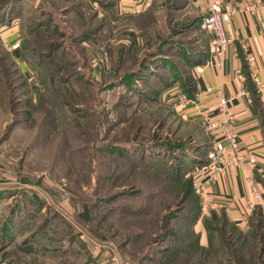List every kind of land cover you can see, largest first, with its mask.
Masks as SVG:
<instances>
[{
  "label": "rangeland",
  "instance_id": "obj_1",
  "mask_svg": "<svg viewBox=\"0 0 264 264\" xmlns=\"http://www.w3.org/2000/svg\"><path fill=\"white\" fill-rule=\"evenodd\" d=\"M185 1L0 0V264H264L256 218L201 216L214 138L163 94L209 39Z\"/></svg>",
  "mask_w": 264,
  "mask_h": 264
},
{
  "label": "crops",
  "instance_id": "obj_2",
  "mask_svg": "<svg viewBox=\"0 0 264 264\" xmlns=\"http://www.w3.org/2000/svg\"><path fill=\"white\" fill-rule=\"evenodd\" d=\"M121 1L119 9L128 12L137 8L136 1ZM216 1L239 9L226 28L232 45L220 57L214 54L209 39L205 45L200 41L199 50L185 63L189 72L171 68L172 77L163 94L168 100L173 93L187 94L189 90V96L198 99L200 105V109L191 108L189 112L207 116L216 125L227 120L234 125L245 162L219 181L208 184L200 195L204 211L201 216L221 212L229 223L245 231L254 225L259 213L264 221V0ZM209 3L210 0H186L181 9L188 10L186 15H191L188 18L193 25L202 22ZM251 4L257 5V12L244 9ZM2 40L19 59V36L15 32L4 34ZM221 95L230 101L226 113L219 109ZM214 133V140L223 143L220 130ZM251 158L256 159L255 164H251ZM252 183L258 195L252 192Z\"/></svg>",
  "mask_w": 264,
  "mask_h": 264
},
{
  "label": "built area",
  "instance_id": "obj_3",
  "mask_svg": "<svg viewBox=\"0 0 264 264\" xmlns=\"http://www.w3.org/2000/svg\"><path fill=\"white\" fill-rule=\"evenodd\" d=\"M153 0L137 1V8H149ZM249 12H257V5H248L244 8ZM237 7L230 4H223L216 0H210L207 15L202 19L201 27L209 38L210 45L213 47L214 54L223 57L233 39L227 34V25L231 22L234 14L238 12ZM173 104L177 107H190L200 109L199 101L184 93H175ZM229 99L222 96L219 99V109L223 113L228 111ZM208 124L211 135H215L214 131L220 130L223 143L213 141L208 152V162L198 167L193 172V187L197 194H204L208 184L219 181L222 177L230 173L234 168L245 162V155L238 141V134L234 125L229 121H225L220 125L209 122V118L204 116ZM217 135V133H216ZM251 164L256 163L255 158L249 160ZM252 192L258 195L256 186L252 183Z\"/></svg>",
  "mask_w": 264,
  "mask_h": 264
},
{
  "label": "trees",
  "instance_id": "obj_4",
  "mask_svg": "<svg viewBox=\"0 0 264 264\" xmlns=\"http://www.w3.org/2000/svg\"><path fill=\"white\" fill-rule=\"evenodd\" d=\"M190 57H192V55H189L186 59H187V61L189 60V61H191V59H190ZM165 83H166V85L168 86V83L165 81ZM167 88V87H166ZM186 93L187 94H189V95H191V93L189 92V91H186ZM208 153L206 154V159H205V161H203V162H201L200 164H199V166L198 167H200L201 165H203V164H205V163H207L208 162ZM198 167H196V169L198 168ZM195 169V170H196ZM194 176V175H193ZM26 182V181H25ZM258 217L256 218L257 219V221L259 222V226H261V227H264V221H263V219H262V217H261V214L259 213L258 215H257ZM209 228V227H208Z\"/></svg>",
  "mask_w": 264,
  "mask_h": 264
}]
</instances>
